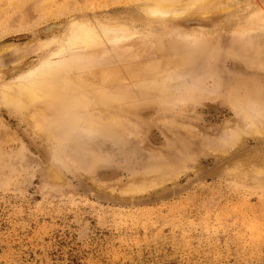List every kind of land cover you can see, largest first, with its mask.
Masks as SVG:
<instances>
[{
    "label": "rangeland",
    "instance_id": "obj_1",
    "mask_svg": "<svg viewBox=\"0 0 264 264\" xmlns=\"http://www.w3.org/2000/svg\"><path fill=\"white\" fill-rule=\"evenodd\" d=\"M150 1L0 0V78L13 84L38 66L41 44L63 37L69 24L130 23L145 16ZM219 1L154 21L153 56L135 57L130 68L153 66L141 80L160 83L155 92L132 80L138 99L123 100L91 81L94 103L112 115L114 128L41 134L23 101L0 102V264H264V119L256 122L263 131L254 133L243 123L248 101L228 100L236 77L264 82V65L240 44L222 64L203 48L187 63L178 49L173 54L183 33L213 37L251 10L264 15V0L228 10ZM147 41L136 37L120 47ZM235 132L245 138L228 149ZM156 180L161 186L126 194L131 184Z\"/></svg>",
    "mask_w": 264,
    "mask_h": 264
},
{
    "label": "bare ground",
    "instance_id": "obj_2",
    "mask_svg": "<svg viewBox=\"0 0 264 264\" xmlns=\"http://www.w3.org/2000/svg\"><path fill=\"white\" fill-rule=\"evenodd\" d=\"M226 1L225 4L228 10L230 8L242 9L246 2L250 0ZM219 2V0H151L144 4L145 16L141 13L138 17L139 19H137L139 21L132 20L130 23L123 22L121 25L99 22L90 23L88 21L69 24L70 26H68L67 32L63 37H55L41 44L40 49L44 52V55L38 66L28 71L25 76H19V79L13 84H8L4 82V78H0V102L5 103L11 100L23 101L24 104L21 103L20 105L21 109L28 108L30 110L31 118L35 124L34 126L41 134H49V131L52 132L53 129L62 127L81 128L89 126L98 131L106 128H114V119L112 115L100 109L101 105L97 106L94 103L99 101V99L95 100L93 95L90 94L92 92L90 89L92 87L91 83L95 81L100 82L101 85L103 84L102 86L105 87L104 89H106L108 95L122 98L123 100H133L137 98L134 91H131L129 88H132L129 84L132 80L138 83L136 84L137 86L134 83V86H136L135 88L138 87L144 92H155L160 83L150 82L154 85H148V81L146 84L141 80L144 73L146 76L147 74H152V72L151 74L148 73L147 70H154L153 66L144 63L141 64L142 66L140 65L141 69H139V71L132 69L133 67L130 68L135 57L138 60L147 58L150 45L153 42L152 39H150L149 33L155 30L154 21H168L188 16L194 11H207L211 6L217 5ZM148 19H150L151 22H148ZM53 28H47V32H50ZM192 32L181 34L180 38L182 41L181 44H178L179 48L175 47L177 44L174 45L176 51L172 53L176 54L178 49L179 55L177 53V56L180 61H185L190 57H194L192 54L196 51L198 52L199 50L197 49L203 48V51L209 55L206 54L207 57L222 64L223 58H225L226 55L232 52H239L241 47H239L240 44L249 48L255 64L264 65V15L258 10H251L243 19L241 18V20L235 22L233 26L226 27L219 31L213 37L207 33L196 32V30ZM163 33L170 34V28L164 25ZM136 37L142 40L147 39L148 41L143 42L141 46L134 49L130 45H128L129 49H125L126 47L122 49L120 47L134 38L136 39ZM209 37H212V39L209 40ZM150 41L152 42L150 43ZM184 43L191 47H186L187 45L184 46ZM169 47L173 49V44ZM12 48L13 54L15 55V50L17 48ZM7 49V53H10L8 55H13L11 47L6 48L5 51H7ZM97 49H101V52L94 51L90 53L92 50ZM165 50L164 48L163 51ZM87 51L89 53H85ZM3 52L1 53L3 54ZM96 53L98 54L97 56ZM200 53L202 52L198 54L203 55ZM202 57L203 56L199 58ZM21 59L23 58L21 57L19 60ZM185 62L187 63V61ZM121 65L125 66L128 71H123V68L121 69L119 67ZM136 78L137 80H134ZM140 80L142 82H140ZM246 81L247 80L240 77H236V80L233 79L232 83L234 88L233 91L230 89L231 92L228 95V100L233 102L236 99L239 100V98H243L248 101V104L242 111L243 123L250 124L254 133H260L263 130L260 131V128H258L260 125H257V127L256 122H263L264 119V82H262L259 77L253 82ZM199 87L200 83H196V86L186 89L185 97L194 95V91H197ZM240 136L241 135H238L236 132L233 134V141L227 143L229 144L228 149L232 144L233 147H231V149L239 144L240 140H242L240 138L244 137ZM157 181L158 180L153 181V184H150L151 181L140 185L134 183L133 186H131V184V187L124 188L128 189L125 190L126 194L128 192L133 194H135V192L142 193L148 191L146 190L147 188L155 187L159 182ZM155 182L157 183L156 185H154ZM129 195L130 194H128V196Z\"/></svg>",
    "mask_w": 264,
    "mask_h": 264
}]
</instances>
